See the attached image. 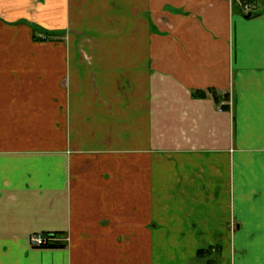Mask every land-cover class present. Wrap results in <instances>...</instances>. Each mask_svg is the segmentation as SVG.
I'll return each instance as SVG.
<instances>
[{"label":"crops","instance_id":"obj_1","mask_svg":"<svg viewBox=\"0 0 264 264\" xmlns=\"http://www.w3.org/2000/svg\"><path fill=\"white\" fill-rule=\"evenodd\" d=\"M235 1L0 0V264H264V10Z\"/></svg>","mask_w":264,"mask_h":264},{"label":"trees","instance_id":"obj_2","mask_svg":"<svg viewBox=\"0 0 264 264\" xmlns=\"http://www.w3.org/2000/svg\"><path fill=\"white\" fill-rule=\"evenodd\" d=\"M239 2H246V3L250 4V5H252L251 10H249L247 12H244L242 10V6H240V4H237L236 2L233 3L232 7L234 9H236V10H239L244 16L247 15V17L257 15V14H259L260 12H262L264 10V9H262V10H260V9L258 10L257 9V6H258V1L257 0H239ZM52 32L56 33V31H52ZM40 33H42V35L43 34L44 35L42 36ZM47 34H51V33L43 31V30L39 29L37 26H33L32 38H33L34 41H44V40H46L47 39ZM207 93L211 94V96L213 97V99H214V101L216 103H220L223 99L226 98L225 95L221 96L213 88H209V89H206V90H194L192 92V95L193 96H197V97H205L207 95ZM221 108L222 109H228V106L226 104H222ZM47 234L56 236L54 233H47ZM51 246L52 247H57V246H60V244L58 242H53V243H48L47 245H44L42 247H51ZM215 248L219 250L218 247H214V249ZM211 249H212L211 247H208L206 249H199L197 251V256H201V255H203L205 253H208L209 250H211Z\"/></svg>","mask_w":264,"mask_h":264},{"label":"rangeland","instance_id":"obj_3","mask_svg":"<svg viewBox=\"0 0 264 264\" xmlns=\"http://www.w3.org/2000/svg\"><path fill=\"white\" fill-rule=\"evenodd\" d=\"M237 4H239V0L235 1ZM257 9L262 10L264 9V4H259L257 6ZM7 16L4 13H1L0 15V66L1 65H5L8 64V59L9 56H7L8 54H21L22 53V49H23V45L19 43V41H17V43L15 42V39L12 38V36L15 34L16 38L20 37V35L22 36V32L21 30H14L11 31L10 29H8L6 25L3 24V21H5V18ZM43 31L49 32L51 34H47V39L46 40H50L53 39L54 36L56 37H60L63 34V31L61 30L60 33L56 32H52L55 30H49L47 31L46 29H44ZM42 35V33H40ZM44 35V34H43ZM42 35V36H43ZM45 40V41H46ZM6 71V69L4 70ZM2 72H0V74H2Z\"/></svg>","mask_w":264,"mask_h":264},{"label":"built area","instance_id":"obj_4","mask_svg":"<svg viewBox=\"0 0 264 264\" xmlns=\"http://www.w3.org/2000/svg\"><path fill=\"white\" fill-rule=\"evenodd\" d=\"M239 4H240V6H242V10L244 12H247V11L251 10V8H252V5H250L246 2H239ZM59 240L65 241L66 239L65 238H58L54 235H49V234L44 233V232L32 233L30 235V238H29L30 245L33 247H42L44 245H47L48 243L57 242Z\"/></svg>","mask_w":264,"mask_h":264},{"label":"water","instance_id":"obj_5","mask_svg":"<svg viewBox=\"0 0 264 264\" xmlns=\"http://www.w3.org/2000/svg\"><path fill=\"white\" fill-rule=\"evenodd\" d=\"M246 17H247V15H246Z\"/></svg>","mask_w":264,"mask_h":264}]
</instances>
